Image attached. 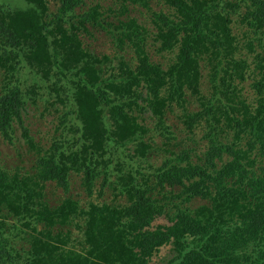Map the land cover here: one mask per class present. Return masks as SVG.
I'll return each instance as SVG.
<instances>
[{
  "label": "trees",
  "instance_id": "1",
  "mask_svg": "<svg viewBox=\"0 0 264 264\" xmlns=\"http://www.w3.org/2000/svg\"><path fill=\"white\" fill-rule=\"evenodd\" d=\"M14 3L0 1V264H151L163 246L158 264H264V0ZM96 30L117 64L83 42ZM39 101L59 114L49 138L29 120ZM173 107L203 147L173 142ZM154 131L169 154L146 169ZM109 143L140 161L118 164L110 202L47 198L71 172L89 195L103 176V196Z\"/></svg>",
  "mask_w": 264,
  "mask_h": 264
},
{
  "label": "rangeland",
  "instance_id": "2",
  "mask_svg": "<svg viewBox=\"0 0 264 264\" xmlns=\"http://www.w3.org/2000/svg\"><path fill=\"white\" fill-rule=\"evenodd\" d=\"M1 2H5L7 4L16 5L15 0H0ZM108 2V1H105ZM236 31H239L238 27L235 28ZM81 38L85 45L90 46V48L98 53V54H110L113 58V64H117L118 60L114 57L116 56V48H113V44L110 40V37L107 34H104L100 31H95L94 36L90 37L89 35H86L83 33L81 35ZM255 43L259 44L258 40H255ZM154 53V52H153ZM152 53V54H153ZM128 57H130L128 55ZM152 58L155 61H166V57L161 56L160 54H153ZM1 76V75H0ZM250 80H247L246 82H249ZM31 82V81H30ZM29 82V83H30ZM250 97H253V94H248ZM44 102L39 101L38 107L30 106L29 109V120L32 122V128L35 132L38 133L39 137L49 138L54 134V127L58 121V112L54 109L51 110L50 113L47 112L45 117L39 116V113H41V109ZM196 102H193V105H191V108H195ZM61 107V105H60ZM184 113V111L178 107H173L172 109H169L166 113V123L168 124L170 130L174 133V135L177 137V139L173 140V142L182 141L184 142V139L192 138L189 143V145H193V141L198 140L202 137V144L205 142L203 138V128L196 130L194 133H187L185 129L184 123L181 121V115ZM45 115V114H44ZM151 121V120H149ZM153 124V123H152ZM37 135V136H38ZM151 139L149 140L152 145V149L150 150L149 158L144 162V165L146 166V169L150 165L157 166L162 163V161L165 159V157L169 154L168 150L165 151L166 145L165 142H168L169 140L166 137L161 134L159 131H154L153 134H151ZM188 135V136H187ZM149 138V137H147ZM178 143V142H177ZM175 143H172V146ZM18 147H20V144H17ZM131 146V145H130ZM78 147V145L72 146V148ZM203 147V145H202ZM129 148V147H128ZM108 149L110 150L109 153L106 154V157H110L112 159L111 162V170L109 167L107 168V172L109 170L110 174L108 177V184L104 185L102 192L104 193L103 196L99 195V191L102 184V177L98 178V181H96L95 186L93 189L95 190L93 195H89L87 190L85 189V186L83 184V174L78 172H71V175L69 177L70 180V186L69 190L65 191L61 186H58L54 182L48 183L46 187V196L49 200H51L52 203H57L60 201L61 198H64L65 196H71L79 202L86 206L89 201H102L105 200L107 202H110L113 199V193L111 189L110 182L115 179V175L117 172V166L119 163L123 164L125 167L128 166H138V163L140 162L137 158L131 157L132 151L130 149H125L123 147L116 146L114 144H108ZM1 150L4 155V161L6 164H8V167H16L19 166L23 170H31L32 164H33V153L28 152L26 149L23 150L22 148H19L18 151L15 149L14 145L9 144L7 142L1 143ZM131 152V154H130ZM130 154V156H129ZM105 175V173H103ZM202 201L198 200L195 201V204H199ZM159 222H167L165 218L157 220L155 223ZM169 246H163L160 249V252L156 254L151 264H158L155 261L160 259L162 256L169 254Z\"/></svg>",
  "mask_w": 264,
  "mask_h": 264
},
{
  "label": "clouds",
  "instance_id": "3",
  "mask_svg": "<svg viewBox=\"0 0 264 264\" xmlns=\"http://www.w3.org/2000/svg\"><path fill=\"white\" fill-rule=\"evenodd\" d=\"M198 129H201V128H197L196 130H198ZM196 130H195V131H196ZM201 130H202V129H201ZM201 138H202V137H201ZM201 138H200V139H201ZM200 139H198V140H200ZM201 142H202V141H201ZM204 144H205V143H203L202 145H204Z\"/></svg>",
  "mask_w": 264,
  "mask_h": 264
}]
</instances>
